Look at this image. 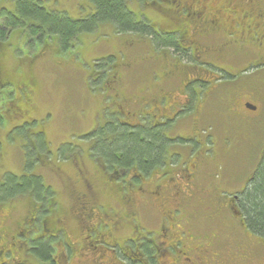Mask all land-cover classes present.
<instances>
[{
  "label": "flooded vegetation",
  "instance_id": "1",
  "mask_svg": "<svg viewBox=\"0 0 264 264\" xmlns=\"http://www.w3.org/2000/svg\"><path fill=\"white\" fill-rule=\"evenodd\" d=\"M158 2L155 8L162 20L159 25L151 23L152 30L162 42L165 36L176 38L177 53L171 50L168 56L174 59L161 64L153 53L142 58L150 70L141 87L129 85L139 57L117 58L111 69L103 71V79L94 76V82L101 81L97 94L90 97L98 98L100 104L92 118L78 116L79 123H90L79 135L82 143L71 152L63 151L69 144L62 141L50 150L54 143L47 140L44 126L33 129L37 121L29 112L35 80L22 77L14 85L0 62V95L16 94L0 116V160L13 151L22 168H56L60 182L61 165L67 163L79 170L82 189L74 192L73 206L66 213L56 201L43 218L31 210L8 229V215L0 211V264H264V242L246 228L239 200L251 178L236 191L206 183L214 174L204 168L214 164L206 157L199 119L213 92L208 74H196L199 64L227 71L238 66L237 60L264 61V0ZM1 12L16 17L14 7L1 6ZM20 31L9 30L3 41L13 33L18 38ZM4 42L0 40V53L6 49ZM46 54L42 49L23 64L29 66ZM226 61L235 65L224 66ZM185 63L191 64L186 73ZM202 87L206 98L200 103ZM68 126L80 129L79 124ZM117 130L128 135L138 132L143 136L140 140L153 137L160 143L159 158L142 170L136 160L123 164L119 153L109 155L108 149L119 137ZM13 136L18 141L11 145ZM87 168L106 174L101 194L88 183ZM200 220L214 224L223 220L235 227L230 226L224 235L214 224L205 233L190 231ZM122 230L130 233L119 243L115 234ZM40 244L48 250L46 261L39 256Z\"/></svg>",
  "mask_w": 264,
  "mask_h": 264
},
{
  "label": "rangeland",
  "instance_id": "2",
  "mask_svg": "<svg viewBox=\"0 0 264 264\" xmlns=\"http://www.w3.org/2000/svg\"><path fill=\"white\" fill-rule=\"evenodd\" d=\"M40 1L45 9L54 10L60 14L65 13L68 18L73 20L85 17L91 9L89 0ZM16 2L17 0H0V7L5 6L12 9ZM128 7L136 19L141 14L144 19L156 25H159L158 23L162 20L155 8H142L131 0L128 2ZM42 42L45 43V46L41 45L38 36L30 30H21L18 38L13 33L4 42L6 49L0 53V62L5 70L4 75L13 80L14 82L11 83L14 85L19 84V78L22 77L23 79L32 77L35 80V88L30 94L32 105L29 112V116L37 121L33 129H37L40 125L44 126L47 140L54 143L50 146V150H54L55 145L62 141L66 145L69 144L63 151L71 152L75 146L82 143L79 135L86 131L85 129L90 123L88 120L79 123L78 116L82 113V116L92 118L96 113H94L95 109L100 104L98 98L90 97L92 94H97L96 88L87 83L89 74L94 70L92 61L104 58V56L119 54H122L124 59L146 58L152 55V52L150 53L151 46L146 41H138L137 38L130 35L114 34L108 26H101L93 34L80 35L73 48H66L63 51L60 49L56 53L54 38H43ZM47 47L49 50L45 56L39 57L25 67L23 61L33 59L41 49H47ZM225 63L224 66L235 65V61H226ZM242 64L243 60H240L239 65ZM138 65L143 66L137 67V69L133 68L130 76V88L133 85L143 86V79H147L149 74L148 63ZM211 68L218 71L216 67ZM156 69V67L152 68V70ZM254 70L257 73L241 82L239 86L222 84L218 87L216 84H211L214 92L210 98V109L205 114L206 116L199 119L206 157L213 160L214 164L213 167L204 168L211 176L214 174V179H208L206 183L224 191H236L246 184L257 167L264 150V67H256ZM209 75L212 76L213 72L210 71ZM233 80H235L233 75L226 74L218 81L231 83ZM9 89L12 90V88ZM15 98L16 94L11 97L0 95V116H3L4 110L11 106ZM244 103L252 105L255 110L242 105ZM68 124H79L80 129L72 130V126H68ZM69 128L72 130L71 132ZM17 138H12L13 141L10 144L13 145L15 141L17 142ZM39 148L42 150L43 145L40 144ZM8 153L9 155L6 154L3 160H0V165L4 164V168H0V180L7 173L19 176L25 169L20 166L13 151ZM61 167V182L55 177L56 168L37 167L31 168V172L35 176H41L44 185L51 188L52 192L57 193L56 200L63 204L61 210L66 213V210L73 206L71 197L74 192L82 191V189L80 190V177L77 173L79 170L71 168L67 163H62ZM87 170V178L90 181L88 183L101 194L106 189L102 177L106 174L99 172L96 168H87ZM217 175L218 177H216ZM97 176L99 177L97 178ZM61 188L64 189L70 200L66 198ZM32 209L27 197H17L11 201H5L0 206V211L7 214L9 218L5 228L8 229L15 222L20 221ZM143 221L141 220V222ZM211 224L214 223L200 220L190 228V231L205 233ZM230 226L235 227L232 223ZM230 226L223 220L214 224L215 230L222 235L225 234V230L230 229ZM129 233V230H122L116 233L115 237L119 243H123ZM85 264L94 263L86 262Z\"/></svg>",
  "mask_w": 264,
  "mask_h": 264
},
{
  "label": "trees",
  "instance_id": "3",
  "mask_svg": "<svg viewBox=\"0 0 264 264\" xmlns=\"http://www.w3.org/2000/svg\"><path fill=\"white\" fill-rule=\"evenodd\" d=\"M129 1L130 0H89L91 4L89 13L83 18L73 20L68 18L65 13L60 14V12L54 10L48 12L41 5V1L17 0L14 6L16 17L4 12L0 13V40L4 42L3 39L5 34L9 30L15 28L30 30V32L38 36L41 45L45 46V43L42 42L43 38H54L57 46H54L56 53L60 51V49L63 51L66 48H73L74 43L77 42L80 35L93 34L96 33L101 26H108L114 34L130 35L137 38L138 41H146L148 45L151 46L150 51L161 61V64L165 60L174 59L168 56H170L169 53L171 50L177 53L176 38L165 36V41L163 42L155 38L151 22L144 19L141 14L139 18L136 19V16L129 10ZM131 1L133 3L136 1L142 8H147L149 6L151 9H154L160 4L158 0ZM48 48L49 47H47V49L43 48V50L45 49L48 51ZM39 54L40 53L36 56ZM117 58L124 59L123 55L119 54L117 56H104V58L102 57L101 59L92 61L94 70L87 78L88 85H92L93 88L98 87L101 79L104 78L103 71L111 69ZM239 61L240 60H237L238 66H234L227 71H216L211 68L214 66L199 64L196 74L198 77L208 74V78H205L209 80L208 86L211 91L214 92V88L211 84H216L218 87L222 84L239 86L241 82L244 80L246 81L257 73V71L254 70L256 67H264V61L261 60L256 62L243 60L242 65H239ZM140 63H143L142 58ZM138 64L133 66V68L136 67L137 69V67L143 66ZM174 64L177 67L181 66L179 61H174ZM194 65L196 66L195 63L192 66ZM149 66L148 64L147 69H149ZM189 67H191V64H182L184 73H186V69ZM210 71L213 72L212 76L209 75ZM226 74L229 76L233 75L235 80L231 83L219 82L218 80L224 78ZM97 75H99L101 79L94 82L93 77ZM143 80H145V78ZM199 84L206 85V83L203 84L201 82H199ZM203 87L198 96V101L200 103L206 98ZM209 109L210 105L206 112H201V117L206 116L205 114L208 113ZM117 133H119V137L114 141L113 146L108 149V153L111 156L114 152L119 153L120 162L123 164H129L136 160L141 169L146 170L148 168L145 167L148 166L154 158H159L160 151L156 148L160 143L154 141L153 137L147 138L146 136L144 139L140 140V137L143 136H140L138 132L128 135L126 130H117ZM151 147L152 149H149ZM55 196V192H52L51 188L44 185L41 176L38 177L32 174L31 168H25L24 172L19 176L7 173L0 180V206L7 200L11 201L17 197H27L33 207L32 211L37 214L38 218H43V216L46 215L45 210L47 208H55L57 205ZM239 200L246 228L254 235L260 237L261 241L264 242V150L248 185L240 191ZM39 256L43 258V261L47 260L45 258L48 256V250L41 244Z\"/></svg>",
  "mask_w": 264,
  "mask_h": 264
},
{
  "label": "water",
  "instance_id": "4",
  "mask_svg": "<svg viewBox=\"0 0 264 264\" xmlns=\"http://www.w3.org/2000/svg\"><path fill=\"white\" fill-rule=\"evenodd\" d=\"M249 109L254 110L255 108L253 106H247Z\"/></svg>",
  "mask_w": 264,
  "mask_h": 264
}]
</instances>
